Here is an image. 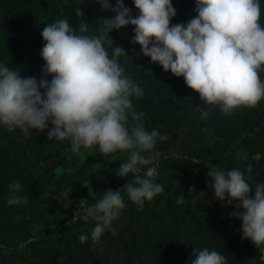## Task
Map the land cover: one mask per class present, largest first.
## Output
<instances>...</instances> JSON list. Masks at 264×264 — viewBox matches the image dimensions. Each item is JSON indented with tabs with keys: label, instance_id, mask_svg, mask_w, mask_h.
Listing matches in <instances>:
<instances>
[{
	"label": "trees",
	"instance_id": "1",
	"mask_svg": "<svg viewBox=\"0 0 264 264\" xmlns=\"http://www.w3.org/2000/svg\"><path fill=\"white\" fill-rule=\"evenodd\" d=\"M110 3L115 6V0ZM124 3L137 14L132 0ZM172 3L173 24L197 15L195 0ZM101 7L99 0H0V62L20 70L22 77L39 79L41 32L47 23L68 18L78 33L98 34L103 19L115 15ZM109 35V54L112 39V47H122L127 55L119 57L125 74L143 89L142 96L131 97V111L147 130L167 136L157 138L153 150L159 153L157 182L164 191L141 208L121 189L125 207L93 242L94 220L70 221L81 199L94 204L105 190H119L133 179L115 174L127 154L101 156L92 148L74 153L67 142L48 140L47 129L24 137L0 127V264H191L193 249L204 247L220 251L227 264H264L259 250L242 238V221L231 215L238 201L214 199L208 176L210 169L251 165L250 184L264 182V99L225 115L218 106L204 104L182 76L165 72L130 43L132 25ZM260 75L264 79V72ZM131 111L129 128L137 123ZM13 181L22 182L17 195L27 197L26 203H7ZM178 196L183 203H177ZM84 232L89 239L81 243Z\"/></svg>",
	"mask_w": 264,
	"mask_h": 264
},
{
	"label": "clouds",
	"instance_id": "2",
	"mask_svg": "<svg viewBox=\"0 0 264 264\" xmlns=\"http://www.w3.org/2000/svg\"><path fill=\"white\" fill-rule=\"evenodd\" d=\"M99 3L115 15L103 19L98 34L78 33L68 18L43 28L39 79L22 77L20 70L0 62V127L18 130L24 137L47 129L48 140L67 142L74 153L92 148L101 156L127 154L115 174H132L133 179L119 190H105L94 204L81 199L70 221L94 220L93 242L112 228L125 207L121 189L141 208L164 191L157 182L159 153L153 150L157 138L163 141L167 136L147 130L139 114L131 111V97L142 96L143 89L125 74L119 57L127 55L122 47H112V39L109 54L110 32L132 25L130 43L138 44L142 54L165 72L182 76L204 104L218 106L225 115L264 99L261 0H195L197 15L175 24L172 0H132L136 15L124 0H115L114 7L110 0ZM77 15L83 16V10ZM130 111L137 121L131 128L126 124ZM250 173L251 165L247 170L210 169L209 187L222 203L226 197L227 204L238 201L231 215L242 221V238L250 240L264 260V182L253 187ZM9 188V205L27 202V197L17 195L22 182L13 181ZM177 203H183L182 196ZM88 239L87 232L79 236L81 243ZM193 256L191 264H227L224 254L208 247L193 249Z\"/></svg>",
	"mask_w": 264,
	"mask_h": 264
}]
</instances>
